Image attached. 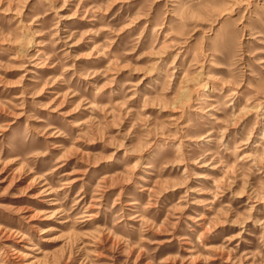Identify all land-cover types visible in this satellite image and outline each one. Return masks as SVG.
<instances>
[{
    "label": "rangeland",
    "instance_id": "1",
    "mask_svg": "<svg viewBox=\"0 0 264 264\" xmlns=\"http://www.w3.org/2000/svg\"><path fill=\"white\" fill-rule=\"evenodd\" d=\"M0 264H264V0H0Z\"/></svg>",
    "mask_w": 264,
    "mask_h": 264
}]
</instances>
